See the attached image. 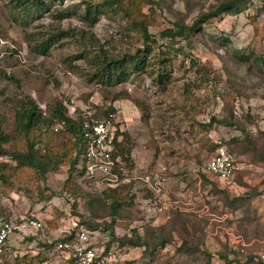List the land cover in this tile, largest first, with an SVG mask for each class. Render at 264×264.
I'll list each match as a JSON object with an SVG mask.
<instances>
[{
	"label": "rangeland",
	"instance_id": "rangeland-1",
	"mask_svg": "<svg viewBox=\"0 0 264 264\" xmlns=\"http://www.w3.org/2000/svg\"><path fill=\"white\" fill-rule=\"evenodd\" d=\"M8 1L0 0V123L12 138L5 149L26 151L14 129V112L29 97L45 118L56 103L73 118L100 120L111 114L123 134L120 149L130 154L128 168L122 163L124 172L111 188L76 172L66 183L74 150L61 130L48 136L45 128L32 131L39 152L51 156L44 178L19 168L9 156L0 157V215L13 222L34 215L44 225L32 243L21 241L24 235L14 236L16 258L2 264H67L65 254L46 250L42 243L56 240L68 228L93 232L100 247L112 250L117 264H260L249 260L263 249L261 241L245 242L240 227L248 229L249 222L238 212L227 216L234 207L225 209L220 192L237 197L245 186L259 187L264 178L263 162L256 159V153L264 156V0H250L238 15L207 21L194 48L185 53L167 51L160 33L175 22L191 24L217 0H51L47 12L29 8L13 14ZM86 3L101 10L93 21L83 19ZM137 22L145 23L155 45L144 41ZM59 33L67 35L45 56L27 43L29 35L37 42ZM144 42L152 48L149 67L112 87L89 82L94 69L74 59L100 51L131 56L138 49L146 51ZM236 50L251 55L248 63L232 59ZM160 52L169 53L162 65L171 76L162 87L155 82ZM222 118L236 124L223 125ZM232 139L239 143L229 144ZM219 148L230 150L236 161L228 183L203 174ZM107 189L116 191L123 208L114 224L108 215L110 200L101 198L105 211L92 201L91 211L86 198ZM251 210L250 221L256 223ZM92 225L99 227L90 229ZM132 230L151 248L160 236L169 241L151 252L122 245ZM238 240L246 246L234 251Z\"/></svg>",
	"mask_w": 264,
	"mask_h": 264
},
{
	"label": "trees",
	"instance_id": "trees-1",
	"mask_svg": "<svg viewBox=\"0 0 264 264\" xmlns=\"http://www.w3.org/2000/svg\"><path fill=\"white\" fill-rule=\"evenodd\" d=\"M120 0H105V3L111 4L119 2ZM250 0H217V4L211 7L206 13H201L191 24H186L185 22H175L172 24L170 28L165 29L160 33V38L167 41L165 42V48L167 49H176L181 53H185V48L188 50H192L195 44V38L201 33L203 25L212 19H216L221 17L222 15H238L243 10L246 9L247 3ZM153 4V2H150ZM9 8L11 14L19 11H24L26 9H31L36 12L42 11L47 12L52 5L51 0H9L8 1ZM155 5H159L155 3ZM94 7L93 5L86 3V15H84L83 19L87 21H93L97 16H99L100 9ZM59 19H62L59 16ZM144 20V17H143ZM142 20V21H143ZM138 27L141 31L142 37L144 41L156 44L154 40H151L152 37L148 35L147 28L141 24V22H137ZM136 25V24H135ZM63 33H59L57 36H49L46 39H41L40 41L35 42L31 35L27 36L28 45L32 46L33 52L38 55L45 56L49 50L58 42L59 38L64 37ZM29 39V40H28ZM225 42L229 44V41L225 39ZM33 44V45H32ZM146 51H141L138 49L134 55H123L121 57H111L106 52L100 51L99 54H95L90 57L87 54L83 53L76 56L75 60H84L88 66L94 69V72L91 74L89 82H95L97 84L112 87L118 84L126 82L132 75L143 73L145 68L149 67V54H150V46L148 43H143ZM175 47V48H174ZM168 52H160L162 57H156L155 63L160 65L156 70L155 82L159 87L164 86L170 81L169 72L165 71V66L162 65L164 62L168 61ZM165 56V58H163ZM251 55L244 54L241 50H236L234 54H232V59H235L237 62L242 65L248 63ZM263 64L260 62L259 66ZM264 72V70H263ZM7 79H11L7 76ZM229 111V110H228ZM112 112V110H111ZM15 132L22 135V139L25 141L26 151L18 152L17 150H7L5 149L6 145H10L12 142V138H10L5 132L0 123V157L3 155L9 156L19 168L27 167L34 170L36 173H39L41 178H44V175L49 170V164L51 161V156L47 153L39 152L36 148V142L34 138H32V131L36 129L45 128V134L50 135L52 132H59L60 130L67 133V136L72 140V148L74 150V158L70 161V169L69 176L66 180L68 183L72 177V173L76 172L78 175L85 177L84 175V148L86 146V142L88 140L87 134L90 132L89 128L85 127V122L89 124L94 121L93 119L88 118H73L72 116L67 114L66 109L62 106L61 103H56V107L53 111L50 112L48 118L42 117V112L37 108L35 102L29 97L26 98L24 102H22L21 106L15 110ZM111 114L104 113L100 120H107ZM228 116H232L231 112ZM214 120V119H212ZM215 121V120H214ZM218 122V121H217ZM219 123H222L226 126H231L236 124L232 118H222ZM56 124V125H55ZM59 125V128L54 127ZM114 124V123H113ZM114 131V137L112 139V144L114 146V156H118L121 159V162L124 163L125 168L127 167L128 157L130 154V150H127V154H124L122 149H120L121 145L118 142L119 137H121L122 132L116 128ZM261 136L264 139V133H261ZM17 142V141H16ZM239 143L237 139H232L229 144ZM250 143V142H249ZM228 144V145H229ZM251 145V143H250ZM227 152L233 153L230 150H226ZM234 156V155H233ZM256 159L263 162L264 165V156L260 153H256ZM123 165V164H122ZM0 166H2L0 164ZM0 169V176H1ZM203 174L208 177L205 172ZM94 179H90L92 182ZM249 188L245 186L246 191L237 197L230 196L225 190H222L220 193L223 195L226 205V208H233V211H229L230 215L235 213H241L242 220L249 222V228L246 229V226H241V236L245 240L246 243H257L264 239V223H252L250 221V202L251 198L255 196H260L264 192V178L261 182V185L257 188ZM254 189V190H253ZM115 190L107 189L102 192V194L98 195H87L86 198L89 199V206L92 211L93 202L99 204L100 208H103L102 211H105V205L103 204L102 199L110 200L107 208L108 215L111 218V222L114 224L116 221V217H118L122 211L121 201L115 197ZM103 195V197H101ZM102 198V199H101ZM253 200V199H252ZM93 201V202H92ZM2 215V214H1ZM94 215V214H93ZM183 215V214H182ZM5 216V215H4ZM6 217V216H5ZM94 217V216H93ZM7 218V217H6ZM95 218V217H94ZM8 219V218H7ZM98 225H92L90 229H97ZM111 227V225H110ZM250 227H255V230L250 231ZM112 234V231H111ZM74 238V232L70 235L63 234L61 237L57 238L52 242H43V248L46 250H54L58 243L61 242H70ZM38 237L28 236L23 239L32 243L34 240L36 241ZM169 239L160 236L156 245H152L149 241L142 239L136 230L131 231V236L124 237L121 239L120 243L128 245L132 248L143 247L144 251L151 252L155 249L157 245L164 246L167 244ZM199 244L192 247L193 250H196ZM57 252V251H55ZM13 256L7 255L2 263H7ZM16 258V256L14 257ZM253 258L249 260L251 262ZM67 264H74V260H70ZM261 264V263H260Z\"/></svg>",
	"mask_w": 264,
	"mask_h": 264
},
{
	"label": "built area",
	"instance_id": "built-area-1",
	"mask_svg": "<svg viewBox=\"0 0 264 264\" xmlns=\"http://www.w3.org/2000/svg\"><path fill=\"white\" fill-rule=\"evenodd\" d=\"M112 118L113 116L110 115L107 120H94L91 124L88 122L84 124L90 130L84 148V175L89 179L100 180L101 184L110 188L118 184L121 173L124 172L121 159L114 156L112 139L115 126ZM236 171L235 158L225 148H219L205 166L207 175L225 183L234 177ZM43 227L41 219L35 216L13 222L0 215V264L7 255L16 256L11 247L14 236L24 235L21 241L25 236L39 237ZM72 231L68 228L63 233L70 235ZM73 232L74 238L70 242H61L55 247V251L65 254L67 261L74 260V264H117L115 254L112 250L100 247L93 238V232L84 228L75 229ZM237 243V246H233L234 251L240 250V246L244 248L246 246L239 240ZM253 260L264 264V249L257 251Z\"/></svg>",
	"mask_w": 264,
	"mask_h": 264
},
{
	"label": "crops",
	"instance_id": "crops-1",
	"mask_svg": "<svg viewBox=\"0 0 264 264\" xmlns=\"http://www.w3.org/2000/svg\"><path fill=\"white\" fill-rule=\"evenodd\" d=\"M246 190L243 188V193L245 192ZM251 218L253 219V221H255L256 223H264V192L258 196V197H255L252 201H251ZM254 213L257 214V217L259 218H255L254 217ZM34 216V215H32ZM227 216H230L232 217V215L230 214H227ZM230 230V228L228 229ZM261 246V248L264 249V239L259 243ZM262 249V250H263ZM259 263V262H257Z\"/></svg>",
	"mask_w": 264,
	"mask_h": 264
}]
</instances>
